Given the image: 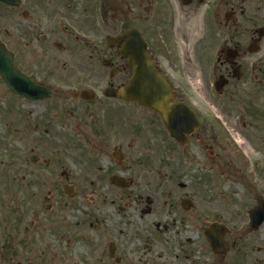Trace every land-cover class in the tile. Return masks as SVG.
Returning a JSON list of instances; mask_svg holds the SVG:
<instances>
[{"label": "flooded vegetation", "instance_id": "1", "mask_svg": "<svg viewBox=\"0 0 264 264\" xmlns=\"http://www.w3.org/2000/svg\"><path fill=\"white\" fill-rule=\"evenodd\" d=\"M200 15L202 26L193 32L192 22ZM6 16L8 28L2 27ZM126 33L144 38L150 59L168 80L176 73L203 71L196 58L215 54L207 84L213 97L208 101L218 112L224 138L233 133L245 149L250 137L264 141V0L0 3V39L12 53L15 68L52 94L40 100L13 96L22 105L59 109L67 120L63 130L73 132L82 154L91 158L87 166L63 170L58 183L48 184L49 191L61 193L58 206H46L49 217L42 222L38 210H32L37 219L31 222L26 208L19 216L12 212L10 230L0 233L5 264H264V222L256 227L250 221V211L259 199L264 202L263 195L240 215L234 200L231 210L221 212H213V201L206 200L198 222L194 200L180 193L186 184L178 187L165 181L173 176L163 173L162 155L175 148L185 147L182 154L196 159L202 168L204 164L190 151L212 148L206 146L210 137L223 153L233 152L203 126L188 87L170 82L173 100L188 104L200 121L185 143L170 135L158 112L119 95L132 74L124 54L126 40H119ZM200 33L203 38H198ZM232 118L235 124L229 122ZM239 137L244 145L238 143ZM159 142L168 144V151L162 154ZM231 154L224 156L228 167ZM104 190L114 195L109 202L117 214L106 215L99 204L108 201ZM82 191H92L93 197L82 198ZM161 198L162 205L170 208V230L167 226L161 230L165 213ZM84 205L92 210L82 220L67 211ZM188 219L193 229H188ZM42 224L44 229L38 230Z\"/></svg>", "mask_w": 264, "mask_h": 264}, {"label": "rangeland", "instance_id": "2", "mask_svg": "<svg viewBox=\"0 0 264 264\" xmlns=\"http://www.w3.org/2000/svg\"><path fill=\"white\" fill-rule=\"evenodd\" d=\"M202 22V15L198 16L196 21L193 20V32L197 27L202 26ZM2 27L8 28L7 16ZM203 36L204 34H201L198 38H203ZM5 39L8 40L7 37ZM197 60L202 64L203 71L193 70L188 73L189 75L176 73L170 81L175 85L189 88L190 103L197 109L203 126L219 135L220 141L228 143L233 153L231 154L228 150L223 153L221 146L213 144L210 137L206 146H212V148L194 147L190 151L204 164L205 167L202 168L201 165L196 166L198 163L196 159L190 160L182 154L185 147L175 148L176 154L174 151L163 154L164 151H168V144L159 143L163 154L162 171L164 174L167 172L173 176L165 181L175 183L178 187L180 184H186L187 187L180 190V193L181 195L189 194L194 200L198 209L193 213L194 219L198 218L200 222L198 216L206 200L213 201L211 207L213 212L231 210L230 203L234 200L237 204L236 214L240 215L246 207L256 203L254 199L260 195L264 196V141L258 140L255 136L250 137V141L247 140L248 143H246L247 149H245L235 142L233 133L232 137L224 138L221 123L216 116L218 112L208 101L213 97V90L209 89L207 84L211 81L210 65L212 66L215 62L216 55H212L209 59L196 58ZM21 101H16L0 77V233L10 230V215L13 211L19 216L25 212L26 208L29 222L37 219L32 210L39 211L41 222L44 217H49L45 214L48 213L46 206L51 203L58 206V196L61 192L59 190L49 191L51 187L48 184L58 183L61 171L79 170L85 163L87 166L91 160L89 154H82V147L76 135L74 136L70 130H63L62 127L67 120L59 109L35 103L34 105H22ZM100 101L102 100H98ZM229 122L235 124L233 118L232 122ZM193 142L195 143V139ZM225 154L233 155L229 160L230 167L227 165L228 158L224 159ZM169 155H173L174 158H166ZM35 156L38 159L33 162L32 159ZM168 164L171 168L167 167ZM222 167L233 168L225 172ZM43 180H46V183ZM102 193L108 201L105 204L98 203L104 207L105 214L109 216L113 213L117 214L118 210L110 206L109 202L114 195L108 190ZM50 194L53 195L48 200L46 196ZM81 194L82 198L91 199L93 197L92 191H82ZM66 200L69 199L66 197ZM163 200L164 198H161L160 201L161 209L165 210L164 218L160 220L162 231H164L163 227H168L171 222L170 208L162 205ZM70 205L74 206L76 203L72 202ZM90 210H92L91 207L84 205L76 209L70 207L67 211L82 220ZM53 216L59 217L58 214ZM191 223L190 221L191 228L188 227V229H193ZM235 223L239 226L238 218ZM88 224L89 222L86 226ZM30 229L34 230L35 226L32 224ZM37 229H44L43 224ZM167 230L170 228L168 227ZM164 238H167V235H164ZM6 257L5 250L0 249V264H5Z\"/></svg>", "mask_w": 264, "mask_h": 264}, {"label": "water", "instance_id": "3", "mask_svg": "<svg viewBox=\"0 0 264 264\" xmlns=\"http://www.w3.org/2000/svg\"><path fill=\"white\" fill-rule=\"evenodd\" d=\"M1 1L10 3L12 0ZM127 35V37H123L129 40L124 52L129 57L128 65L132 67L133 74L129 84L121 89L120 94L128 100H136L157 110L170 133L178 140L183 141L185 134L191 133L198 126L196 117L184 103L172 102L170 85L148 58L145 42L140 37L136 40L130 38V33ZM0 73L9 86L15 85L19 91L27 90L31 93L37 91L26 80H24L26 84L20 83L21 77L12 69V55L1 42ZM14 82L16 83L14 84ZM263 219L264 213H261L260 221Z\"/></svg>", "mask_w": 264, "mask_h": 264}, {"label": "bare ground", "instance_id": "4", "mask_svg": "<svg viewBox=\"0 0 264 264\" xmlns=\"http://www.w3.org/2000/svg\"><path fill=\"white\" fill-rule=\"evenodd\" d=\"M238 143L241 144V145H244V141L242 140V138H238Z\"/></svg>", "mask_w": 264, "mask_h": 264}]
</instances>
